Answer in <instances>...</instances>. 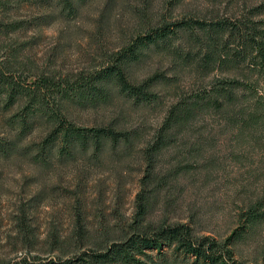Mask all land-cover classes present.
I'll return each mask as SVG.
<instances>
[{"label":"rangeland","instance_id":"obj_1","mask_svg":"<svg viewBox=\"0 0 264 264\" xmlns=\"http://www.w3.org/2000/svg\"><path fill=\"white\" fill-rule=\"evenodd\" d=\"M261 2L85 0L76 12H60L51 0L43 1L40 7L21 11L27 14L28 26L0 35V58H6L3 67L15 78L30 72L29 81L48 77L68 87L85 82L112 60L118 48L156 24L230 18L256 20L264 27V7L255 9ZM171 44L181 58L169 49H151L130 67L129 78L136 82L154 72L165 75L154 83L156 98L150 103L132 102L114 88L106 101L62 98L53 85L44 88V97L78 126L110 120L118 127L135 126L141 143L154 136L175 99L200 92L227 74L236 73L246 84L256 80L258 89L264 85V78L247 66L249 58L237 72L217 67L203 73L185 60L191 45L184 35L173 37ZM14 48L15 55H11ZM196 52L191 48L195 57ZM2 103L0 136L13 140L17 148L0 153V264L66 259L103 245L127 229L145 170L138 146L126 151L107 147L93 155L75 151L61 158L54 149L46 150L41 161L31 145L41 139L49 123L35 113L29 116L33 127L17 135V123L11 119L17 106L4 109ZM227 108H208L198 114L156 156L154 172L163 174L175 165L181 171L175 177L167 175L166 185L153 191L148 219L160 220L166 214L172 221H189L197 233L224 239L240 223V212L261 195L264 114L259 119H243L237 100ZM78 221L86 231L83 238L76 234ZM20 223L26 232L19 230ZM234 245L238 262L264 264V221L242 233Z\"/></svg>","mask_w":264,"mask_h":264},{"label":"trees","instance_id":"obj_2","mask_svg":"<svg viewBox=\"0 0 264 264\" xmlns=\"http://www.w3.org/2000/svg\"><path fill=\"white\" fill-rule=\"evenodd\" d=\"M43 1L49 0H0V35L21 29L24 24L28 26L27 14L21 11L40 7ZM84 1L51 0L60 12H76ZM262 7L264 2L256 5L255 9ZM170 25L166 22L156 24L148 32L133 36L127 45L113 53L109 63L98 68L89 79L68 87H61L48 77L39 76L29 81V76L33 74L30 72L23 78H15L3 67L7 66L6 58H0L1 106L4 109L17 106L11 116L17 123L14 127L16 134L33 127L29 116L35 113L49 123L41 139L33 141L31 145L37 150L38 159L45 161L46 150L54 149L58 158H61L62 155L69 157L75 151L93 155L107 147L113 149L117 146L124 151L138 146L145 159V170L139 179L134 199L136 209L127 229H121L119 236L108 239L103 245L81 250L73 257L37 261L36 264H242L236 259L234 244L242 233H249L264 221V187L261 195L240 212V223L224 239H218L210 234L197 233L189 221H172L166 214L160 220L148 219L153 191L166 185L167 175L175 177L181 171L179 165H175L166 173L158 174L153 171L154 159L164 147L171 144L177 133L190 127L193 119L208 108L226 109L237 100L241 102L243 119H259L264 114V85L258 89L254 86L256 80L246 84L236 73L227 74L200 92L175 99L167 106L154 136L141 143H138L139 131L135 126L118 127L112 120L105 124L78 126L63 116L60 106L51 105L44 97V88L53 85L59 88L57 92L62 98L106 101L111 88H114L132 102L150 103L156 98L154 83L165 75L154 72L136 82L129 78L130 67L151 49H169L174 57L181 58L171 41L173 37L182 38L183 35L190 47L197 49L196 57L190 53L191 48L188 49L185 60H191L189 63L203 73L217 67L237 72L238 66L249 58L250 64L247 66L264 78V27L256 20L248 19L245 22L227 18L207 21L190 18ZM15 50L12 49L10 54L15 55ZM248 90L251 93L247 94ZM4 137L0 136L1 154L17 148L13 140ZM77 224L76 234L85 237L83 225L80 227L79 221ZM26 229L20 223L19 230L26 232Z\"/></svg>","mask_w":264,"mask_h":264}]
</instances>
